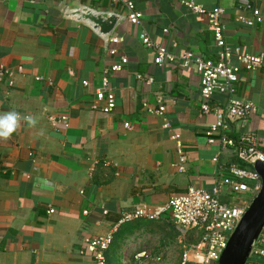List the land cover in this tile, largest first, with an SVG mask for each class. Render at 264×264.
I'll return each instance as SVG.
<instances>
[{"label": "crops", "instance_id": "crops-1", "mask_svg": "<svg viewBox=\"0 0 264 264\" xmlns=\"http://www.w3.org/2000/svg\"><path fill=\"white\" fill-rule=\"evenodd\" d=\"M134 1L140 22L117 25L111 36L117 42L105 46L60 13L77 6L124 13L109 0H0V70L11 74H0V115L22 117L9 138H0V264H94L83 242L109 233L107 264H179L182 243L196 241L192 232L183 239L168 214L117 225L135 207L160 209L190 186L211 188L219 167L225 171L233 161L204 135L226 98L215 95L200 116L194 65H155L154 50L140 40L147 34L175 61L186 51L215 59L207 16L189 12L181 0ZM246 1L261 13V24L237 21L251 17L240 0H195L224 10L228 46L264 54V0ZM121 58L127 63L111 71ZM103 78L115 96L112 111L95 97ZM238 97L255 104L257 114L229 131L237 137L249 129L264 151V72L243 70ZM158 99L163 115L148 113L144 106L157 109ZM263 229L264 218L245 264H264L255 255L264 249ZM141 252L147 257L137 258Z\"/></svg>", "mask_w": 264, "mask_h": 264}, {"label": "built area", "instance_id": "built-area-1", "mask_svg": "<svg viewBox=\"0 0 264 264\" xmlns=\"http://www.w3.org/2000/svg\"><path fill=\"white\" fill-rule=\"evenodd\" d=\"M109 1L126 13L125 21L129 24L137 25L140 22L141 15L135 8L134 0ZM181 4L193 14L207 16L208 29L217 48L215 59L186 51L175 61V57L169 55L162 45L156 44L147 34H141L140 40L146 48L154 50L155 65H162L164 60L177 62L182 67L194 65L200 78V94L204 100L200 106V116L209 113L210 107L207 103L215 95L226 98V103L222 108L214 109L215 122L208 126L204 135L207 144L219 143L222 151L233 155V161L225 168V171L221 166L219 167L217 180L211 188L190 186L184 193L172 196L160 209L148 210L146 206L135 207L132 212L122 215L117 225L138 219L152 221L163 214H168L177 233L183 239H186L191 232L196 237L194 242L182 243L183 251L179 264H218L230 237L260 191L261 179L254 170V165L257 162L264 164V151L259 146L256 134L249 129H242L236 138H231L228 132L231 122L236 120L244 126L251 116L257 114V106L239 98L238 89L240 74L243 70L249 73L264 72V54H245L239 48H232L225 43L222 21L224 10L221 7L214 6L206 9L197 4L195 0H181ZM240 4L251 17L240 15L237 17L238 22L247 27L262 23L261 13L248 1L240 0ZM167 32V29L163 30V33ZM109 41L116 43L117 39L110 37ZM126 63V58H121L120 64L113 65L111 71L121 70V65ZM0 74L11 75L6 70H0ZM147 81L150 82V79ZM82 84L86 86L87 82ZM95 97L98 102L104 104L106 111L114 109L115 96L108 88L106 78L102 79L101 87L97 90ZM156 103L157 109L144 107L148 113L163 115L165 106L161 99H158ZM92 108L95 109V106ZM124 127L129 128L130 126L125 123ZM174 139L179 161L184 162L181 143L176 137ZM218 157L216 155L212 162L217 163ZM242 197H247L249 201L241 200ZM48 213L52 214L53 210ZM112 235L109 233L100 237H91L83 242L84 252L92 256L94 264H107L106 251L112 244ZM261 237L264 242V229ZM255 255L264 260V249H256ZM136 257L146 258L147 253L141 252Z\"/></svg>", "mask_w": 264, "mask_h": 264}, {"label": "water", "instance_id": "water-1", "mask_svg": "<svg viewBox=\"0 0 264 264\" xmlns=\"http://www.w3.org/2000/svg\"><path fill=\"white\" fill-rule=\"evenodd\" d=\"M60 15L89 28L105 46H108L115 27L126 20V13L99 11L87 6L67 8ZM254 170L261 179L260 191L230 237L218 264H245L250 245L259 232L264 218V164L255 163Z\"/></svg>", "mask_w": 264, "mask_h": 264}, {"label": "clouds", "instance_id": "clouds-1", "mask_svg": "<svg viewBox=\"0 0 264 264\" xmlns=\"http://www.w3.org/2000/svg\"><path fill=\"white\" fill-rule=\"evenodd\" d=\"M22 117L15 111H10L0 115V138L7 139L17 129L19 121ZM30 125H35V119L24 117Z\"/></svg>", "mask_w": 264, "mask_h": 264}, {"label": "trees", "instance_id": "trees-1", "mask_svg": "<svg viewBox=\"0 0 264 264\" xmlns=\"http://www.w3.org/2000/svg\"><path fill=\"white\" fill-rule=\"evenodd\" d=\"M231 123H232V124H236V123H238V122L235 120V121H233V122H231ZM231 123H230V124H231ZM228 136L231 137V138H236L235 136L232 135V133H231L230 131L228 132ZM248 185H251V184L248 183Z\"/></svg>", "mask_w": 264, "mask_h": 264}, {"label": "rangeland", "instance_id": "rangeland-1", "mask_svg": "<svg viewBox=\"0 0 264 264\" xmlns=\"http://www.w3.org/2000/svg\"><path fill=\"white\" fill-rule=\"evenodd\" d=\"M241 200L249 201L247 197H242Z\"/></svg>", "mask_w": 264, "mask_h": 264}]
</instances>
